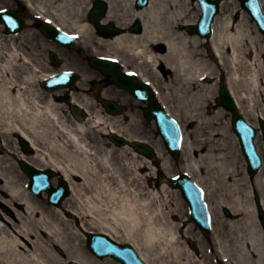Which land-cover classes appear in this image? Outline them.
<instances>
[{"label": "bare ground", "instance_id": "bare-ground-1", "mask_svg": "<svg viewBox=\"0 0 264 264\" xmlns=\"http://www.w3.org/2000/svg\"><path fill=\"white\" fill-rule=\"evenodd\" d=\"M90 1L23 0L30 11L42 18H52L53 25L79 35L81 45L93 47L91 37L95 33L84 19ZM104 1L108 4V11L103 24L113 21L125 29L122 21L131 24L139 20L143 27L139 34L124 30L123 34L109 39L95 34L98 44L112 51L105 55L120 59L125 65L128 61L121 53L134 58L138 62V66L135 65L138 76L153 82L158 100L166 111L171 116L175 115L183 126L188 122L193 124L192 132L186 128L183 131L181 152L186 161L183 170L196 181L207 199L212 220L213 257L225 264H264V242L254 206L250 204L249 208L246 207L240 196V188L250 185L253 194L260 193L259 203L264 209V165L253 177L246 175L245 166L240 164L236 153V138L228 125L222 123V109L214 112L209 103L214 89L196 91L198 80L213 76L214 66L201 59L199 53V48L207 42L215 57V65L225 72L227 87L239 110L246 119H253L260 107L262 112L257 114V118L264 119V59H259L264 54V38L260 40L258 35L254 36L244 15L238 23L228 17H217L212 35L206 41L189 36L184 30L195 23L199 16L196 9L200 11L198 4L191 0H151L149 7L140 10L134 8V0ZM261 2L264 4V0ZM223 8L225 10L226 2ZM1 28L0 24V33H3ZM25 31L18 37L23 36ZM3 37L0 36L2 132L25 137L35 149V154L20 158L31 164L39 159L59 171L68 181L71 196L66 200L69 208L65 212L60 206H46L0 167V190L7 192L10 198L8 201L0 198V201L7 205L15 201L23 206L22 211L13 209V215L0 208V264H62L68 260L79 264H103L104 261L94 260L81 248L75 239L78 229L113 237L111 233L117 226L129 235H134L136 228L140 227L147 249L158 243L164 249L162 243L166 241L176 244L180 238L179 228L167 220L171 211H164L163 202L156 194H149L144 188H131L130 181L141 179V167L130 169L131 175L124 173L125 169L132 168L126 152L129 148L116 150L119 154L113 157L115 151L106 149V144L90 146L87 141L90 129L86 124L90 123L92 128L100 127L104 124L101 118L97 121L87 119L83 124H67L59 115L57 98L48 97L42 102L36 91L27 90L26 84L32 80L31 77L27 76L23 83H18L4 76V73H12L14 63L28 60L13 43L18 37ZM5 38L13 40L10 45H6ZM160 45L164 48L163 53L157 50ZM160 65L170 71L167 76L159 70ZM146 66L159 80L162 79L163 84L154 76V81L150 80L152 78L145 70ZM71 98L72 102L88 111L86 103L79 102L73 95ZM206 101L208 105L204 108ZM111 132L121 134L114 127L109 129L108 133ZM192 134L196 138L194 141L191 140ZM155 149L165 167L167 161L161 147L156 145ZM229 149L230 152H227ZM102 150L104 152L100 154ZM192 151L200 152L197 159L189 155ZM131 154L136 160L138 155L135 152ZM75 176L81 179V183L74 181ZM166 189V184H163L165 193ZM174 202L172 212H179L177 196ZM216 206L229 209L236 218L219 222L215 214ZM66 215L78 218L79 222L72 227ZM252 219L254 223H251ZM51 245L63 250L66 258L50 250ZM132 245L138 250L135 244ZM170 250L175 259L179 257L178 250L171 247ZM138 253L146 263L149 262L146 252Z\"/></svg>", "mask_w": 264, "mask_h": 264}, {"label": "rangeland", "instance_id": "rangeland-1", "mask_svg": "<svg viewBox=\"0 0 264 264\" xmlns=\"http://www.w3.org/2000/svg\"><path fill=\"white\" fill-rule=\"evenodd\" d=\"M226 2V8L224 10L223 8V3ZM16 0H0V9L1 8H12L15 9L16 8ZM92 5V0L89 2V6L86 10V12L84 13V19L87 21V12L88 9L91 7ZM196 12L199 14V11ZM223 12V13H222ZM222 13V14H221ZM244 15V19L246 20V22L251 26V29L254 33V36L258 35L260 37V40H263L262 38L264 37L263 35H261L254 22L250 19L249 15L240 7V4L237 0H223L221 7H220V12L217 15V17H220L221 19L223 18H230L233 22L238 23L241 20V16ZM24 17L27 19L28 22V27H30L29 29H27V31L24 33L23 36L18 37L16 40H9L7 38H5L6 40H4V42L6 43V45H10V41H13V43L16 45V47L18 48L19 52L22 54L23 57H25L28 62H24L23 59L19 60L17 63H14L13 66V71L11 74L8 73H4V76H8V78L11 79H15V81H17L18 83H23V79L25 77H31L34 78L32 79L33 81H30L28 84V91L32 92V91H36V93L39 96V100H42V102H45L44 100H46L49 96L47 93H44L42 91L39 90L38 84H39V80L41 76H43V74H47L53 70H59L62 68H72L75 69L77 71H79L85 78V80H81V85H85L86 81H87V77H98L97 79H99V76L94 73L93 71H91L92 69L89 67L88 65L82 60V59H78L76 56L74 58L69 57L67 54L66 56L69 59V62H67L66 65H64L63 67H60L59 69H50V68H46L44 70L43 67H45V62H46V52L48 51V47L49 44H46L45 41H43L40 36H37V33H33L36 32L34 30H32V26L31 23L32 22H38L33 18V12L29 13L28 11L25 12ZM108 23H112V24H116V22L113 21H109ZM123 23V27L126 29L130 23L128 24V21L124 20L122 21ZM87 24L89 25V27L92 29V31L95 33L94 28L92 25H90L88 22ZM120 27V26H119ZM185 33L188 34L185 30ZM0 36H4V34L2 35V33H0ZM30 36V37H29ZM22 37H24L23 39H21ZM4 38V37H3ZM92 44L93 47H83L85 50L88 51V53H92L93 51L91 50L92 48H95L96 52H100L102 54L105 53H112V51H109V48L104 46V45H100L98 44L96 38H95V34L94 36H92ZM28 44L29 46L27 47ZM264 44V42H263ZM88 48V49H87ZM91 48V49H89ZM9 51V49H8ZM4 52H7V50L4 48ZM209 50H207L204 46V44L199 48V53H200V58L203 60H206L207 62H209V64H211L212 66H214L213 68V76L212 78L215 80L214 83L212 84H206L203 83V81H200L197 83L196 87V91L197 92H202L204 90H208L209 88L214 89V91L212 92V98L210 101V104L213 107V111L216 112L217 108L215 106V98L217 96V91H218V81L216 80L220 74V70L219 68L215 65V62L209 58ZM95 53V52H93ZM121 55H123L126 60L128 61V67L129 68H133L134 65L137 64V61H135L134 58L121 53ZM260 60L264 59V54H262L259 57ZM1 60V59H0ZM132 62V64L130 63ZM145 70L150 74V76H154V78L158 81L159 79L152 73V71L150 70L149 66H146ZM159 70L161 72H164L166 74V76L169 74V71L167 69H165L163 66L160 65ZM88 71V72H87ZM223 73V72H222ZM160 83H162V79L159 80ZM163 84V83H162ZM162 84H160L162 86ZM100 84H96L93 86H90V92L88 93H83L82 95L78 93L75 94L76 98L78 101L82 102V103H86L88 105L89 108V118L91 121H97L98 118L102 119V123L104 122L103 125H101L100 127H96L95 129H91L88 130V136H87V141L90 143V146H100V145H104L105 148L107 149H111V150H117L118 148L115 147L114 145H111L107 139V131L110 127H114L116 129L121 130V133L128 138H138V139H142L148 143H152L154 144H159V146L162 148V151L164 152L165 155V159H166V165L165 167L163 166V159L160 160H156L155 164H151V163H146L144 159L142 158H138L136 157V160L134 159V155L131 154V150H126L127 152V158L129 159V164L132 168H127L124 170V173H129L131 175L130 169H134L133 167H142L139 171L140 176V180L139 181H135V182H129L131 184V188L133 189H140V188H144L145 191H148L149 194L153 193L154 195L156 194L159 199L163 202L164 205V211L166 213H168V211H171V214L168 216L167 220L171 223H174L176 227H181L183 222H186L187 224L181 227L180 231V238L178 239V244H174L173 242H167L166 243H162L165 248L162 249V246H160V243H156V246H152L150 249H147V246L145 244V240H144V234L141 231V228L138 227L136 228V232L133 234H127L124 233V231L122 229H120L119 226L115 227V230L113 233H111L114 237V239L124 243V240L128 243H133L135 244V246L138 248V250L141 253L146 252L145 254L148 256L146 257L147 259H149V264H215L214 263V257L213 254L210 252L211 250V244H213L214 240L212 237V234H210L209 237H205L204 235L201 234V232L198 230V228L191 223L190 218H189V214H188V208H187V204L185 203V201L182 199L180 192L178 191H170V188L166 189L167 193H165L162 190V185H160V183L157 181L158 179V172L159 173H163L164 175L167 176H173V175H177L181 172H183V168L185 166V158L184 156H182L180 154V158L178 160H174L172 159L169 154L167 153L164 143L162 142L161 138L158 136L157 131L154 127V124L152 123H139V115L136 114V111L134 113H132L133 115V122L131 124H123L122 122H119L118 119H113L110 118L101 108L100 106L95 102L94 96L95 94L100 90ZM209 89V90H210ZM115 92H117L116 90L110 94L112 96H118L115 95ZM167 93V91H166ZM60 94V92H59ZM115 98V97H114ZM119 100H122V97H118ZM121 98V99H120ZM58 105V112L60 113L59 115H61V117L63 118V120L67 123V124H73L75 123V121L73 120L72 116L68 113V107L66 104H60L57 103ZM206 105H208V101L205 102L203 104V107L205 108ZM261 108L259 107L256 111V117L254 119H248V121L250 123H252L253 125L257 126L258 124V119H257V114L260 115L261 114ZM223 114V119H222V123L223 125H228L230 132L231 131V127H230V115L228 113H226L225 111H222ZM86 127L89 129L90 128V123L86 124ZM184 127L188 130V132H192L193 131V124L191 123H185ZM195 135L192 134V141H194L196 138L194 137ZM6 137V142L8 147L10 148V150L13 153H18V150L13 147L14 146V138L11 137ZM69 148L72 149V147L69 145V143L67 144ZM256 147L258 150V153L260 154L262 161H263V165H264V143L263 140L261 138L260 135H258V137L256 138ZM41 150H43L42 148H40ZM119 150V149H118ZM236 150L238 152H236L239 156L240 159V164H243L246 167L245 161L240 153V149H239V145L237 143L236 146ZM104 151L102 150L100 152V154H102ZM230 152V149L227 151ZM118 152L115 151V154L113 157H117L118 156ZM189 155L194 158L197 159V157H199L200 152L198 151H192L191 153H189ZM6 159V158H5ZM2 159L0 161L1 164H3V166L5 167V169L8 171V169L11 171L13 169L12 167V160H5ZM113 159H117L119 160V158H113ZM35 161V160H34ZM114 162V161H113ZM35 165L39 168H43L46 167L45 164H43L42 161H40L39 159L36 160ZM116 164H119L122 162L121 161H115ZM59 174V173H58ZM132 176H130L129 178H131ZM74 181L76 183H81V179L79 177H73ZM19 183H23L25 181V178L23 176L20 177L19 179ZM148 188V189H147ZM245 188V189H244ZM250 188V185L248 186V184H245L244 186H242L240 188V196L243 198V200L245 201V205L246 207L249 208L250 204H254V198L258 197L260 198V193L256 192V194H253V192ZM178 197V201L180 203V207H179V212H172L175 209V202H174V198ZM39 201L42 202H47L45 199H37ZM66 202V201H65ZM64 202V203H65ZM47 204V203H46ZM48 205V204H47ZM49 206V205H48ZM69 208V206L67 205V202L65 204H63V207ZM64 207V208H65ZM167 207V209H166ZM215 214L216 217L218 219L219 222L224 221V220H230L231 218H236V216H232L231 218H227L224 215V208H221L220 206H216L215 208ZM68 219V218H67ZM77 219V218H76ZM68 222L73 226H75L76 224V220L75 219H68ZM251 223L253 222V219L251 220ZM143 227V226H142ZM251 227V226H250ZM255 227V226H253ZM73 230V229H72ZM247 233V231H244ZM83 232L81 230L78 231V235H75V239L77 242H79L81 248L85 251L86 254H88V251L86 250L85 247V238L82 235ZM199 239V240H198ZM189 241H192L195 243L197 249H198V255H196L193 251L190 250L188 244ZM174 246V247H172ZM170 247L173 248V250H178L179 254H177L179 257L178 258H174V254L172 253V251L170 250ZM54 253L58 254L56 251V246L55 245H51L50 247ZM184 253V255L181 254ZM65 253V252H64ZM89 255V254H88ZM58 256H60L58 254ZM66 254L64 255V257L62 258H66L65 257ZM103 264H117L115 261L111 260V259H106L104 261Z\"/></svg>", "mask_w": 264, "mask_h": 264}, {"label": "water", "instance_id": "water-1", "mask_svg": "<svg viewBox=\"0 0 264 264\" xmlns=\"http://www.w3.org/2000/svg\"><path fill=\"white\" fill-rule=\"evenodd\" d=\"M242 5L243 6H246L247 5V2L249 0H240ZM138 2V5L139 6H142L143 4L146 3V0H137ZM199 4L201 5V7L203 8V13H204V16H207L208 19L207 20H202L201 24H200V28L198 29V27L196 28H192L190 29V32H197V31H201V32H206V26H207V21H210V19L212 18V15L214 13V9L216 11V8H217V2L218 1H215V2H212L210 0H198ZM250 2H254L253 0H250ZM249 7L251 6V3H248ZM105 9H106V6L103 4V3H96V10L91 14V19L96 23L97 19H99L105 12ZM205 26V28H203ZM100 30V33H104V32H109V33H113L115 34L116 31L113 30V29H109V30H102V29H99ZM98 64V67H100L101 69H104L106 70L107 72L109 73H114L115 75V82L122 86V87H125V88H128V89H131V84H129V80L127 78H125L123 75H119V74H116V70L115 68L109 64V63H101V62H97ZM63 78H58V79H55V80H52L50 81V84L51 85H61V84H64L60 81H62ZM59 82V83H58ZM220 95H221V98L218 100V103L220 105H222L225 109L231 111L233 113V124H234V129H236V132H243L244 135H246V138L245 136H239L240 138V141L242 143L243 146V151L245 154H247L250 158V161L252 163V165L250 164L249 166V172L252 174L256 171V168L258 166V160H256V157H255V153H254V148L252 146V131L251 129L246 126L242 120V118L238 115V113L236 112V109H235V106H234V103L232 101V99L230 98V96L228 95L226 89L224 88V86L222 85L221 86V89H220ZM104 106L107 108L108 111H113V109H116L115 106L111 103H104ZM261 127H262V132H263V135H264V124L261 123ZM238 128V130H237ZM238 132V134H239ZM113 141H115L117 144L121 145V144H124V141L122 140H117L115 138H113ZM25 148V150L27 152H29V149L28 147L25 145V144H22ZM133 146L135 147V149L140 152V153H144L146 156L152 158L153 157V153L152 151L141 145V144H133ZM255 163V164H253ZM25 170L31 174V176H33V184H32V187L35 188L36 190H40L46 186H48V181H47V178L49 176V172H45V171H38V170H33V169H30L28 167H25ZM33 170V171H32ZM174 184H178L182 189L183 187H186L187 189V192L184 193L186 197H190L191 194L189 190H191V188H193V185L189 182V180L187 179H183V178H180L177 182H174ZM35 191V190H34ZM66 194V189L63 187L62 184H60V188L57 189V190H51V198H56V200H59L61 197H63L64 195ZM259 217H260V220H261V223L264 227V215L263 213L261 212L260 208H259ZM95 238V236H90L89 237V243ZM98 242H100V239L98 238H95ZM91 245L89 244V247ZM129 251L128 250H123L120 252V254H124V253H128ZM123 261L124 263H127L126 261V257L124 256L123 258Z\"/></svg>", "mask_w": 264, "mask_h": 264}]
</instances>
